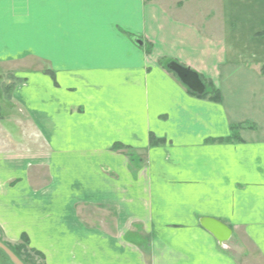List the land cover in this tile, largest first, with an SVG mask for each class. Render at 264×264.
I'll return each instance as SVG.
<instances>
[{
  "label": "crops",
  "instance_id": "obj_1",
  "mask_svg": "<svg viewBox=\"0 0 264 264\" xmlns=\"http://www.w3.org/2000/svg\"><path fill=\"white\" fill-rule=\"evenodd\" d=\"M0 70L42 135L16 153L0 124L9 241L46 264H240L242 238L264 264V0H0ZM120 144L142 154L135 175L104 151Z\"/></svg>",
  "mask_w": 264,
  "mask_h": 264
},
{
  "label": "rangeland",
  "instance_id": "obj_2",
  "mask_svg": "<svg viewBox=\"0 0 264 264\" xmlns=\"http://www.w3.org/2000/svg\"><path fill=\"white\" fill-rule=\"evenodd\" d=\"M14 75L7 73L6 71L0 70V124L6 128L10 134L16 136L15 147L16 153H34L39 152L41 149L40 141L41 134H39L38 128L33 124L29 118L25 117L23 107L18 106L17 101L14 99V90L17 86ZM36 123V122H35ZM4 135H0V143H2ZM151 140H155L153 137ZM13 144V143H11ZM157 143H153L152 146H156ZM120 147V148H119ZM116 148L115 145L105 152H119L128 159V168L131 174H136L139 168L142 167V161L139 159L140 152L135 151L132 148H124L119 146ZM102 152V151H101ZM126 153V155H125ZM97 172L101 175H109V168L105 165H100L96 168ZM133 175V176H134ZM100 213L98 216L101 217ZM97 217V218H99ZM114 223L113 221H111ZM115 224V223H114ZM136 227L133 235H130L129 241H134L136 237ZM242 238L238 239V242H228L227 251L234 254L240 261V264H262L259 262L256 252L249 249L247 244L241 242ZM0 242L6 245L11 250L15 251L21 258V261L25 264H46L45 256L38 250L33 249L26 237H22L20 241L12 243L8 240L7 236L0 228ZM32 248V249H31ZM0 264H12L8 257L0 250Z\"/></svg>",
  "mask_w": 264,
  "mask_h": 264
},
{
  "label": "water",
  "instance_id": "obj_3",
  "mask_svg": "<svg viewBox=\"0 0 264 264\" xmlns=\"http://www.w3.org/2000/svg\"><path fill=\"white\" fill-rule=\"evenodd\" d=\"M142 45L141 42H138ZM167 69L172 71L178 80L189 90L199 95L203 94L204 86L199 80L198 76L189 69H184L177 66L175 63H169ZM200 226L208 231L220 246H223L231 236V230L228 229L221 222L213 219L203 218L199 221ZM0 249L9 258L12 264H23L6 246L0 242Z\"/></svg>",
  "mask_w": 264,
  "mask_h": 264
},
{
  "label": "trees",
  "instance_id": "obj_4",
  "mask_svg": "<svg viewBox=\"0 0 264 264\" xmlns=\"http://www.w3.org/2000/svg\"><path fill=\"white\" fill-rule=\"evenodd\" d=\"M176 64V63H175ZM177 65V64H176ZM178 66V65H177ZM180 67V66H179ZM170 71V70H169ZM172 72V71H170ZM173 73V72H172ZM264 73V70H263ZM174 74V73H173ZM197 94V93H196ZM199 95V94H197ZM201 97H206V96H210L209 99H211L214 102H219L220 98H219V93L214 89V88H209L208 92H205L201 95H199ZM231 139H237V129H233L232 131V138ZM229 139H226L225 141H230ZM153 143H157V145L162 144L161 141L158 140H150V144L152 145ZM6 246V245H5ZM7 247V246H6ZM10 249V248H9ZM11 250V249H10ZM2 251V250H1ZM3 252V251H2ZM11 252L21 261L20 256L13 250H11ZM4 253V252H3ZM23 264H25V262L21 261Z\"/></svg>",
  "mask_w": 264,
  "mask_h": 264
},
{
  "label": "bare ground",
  "instance_id": "obj_5",
  "mask_svg": "<svg viewBox=\"0 0 264 264\" xmlns=\"http://www.w3.org/2000/svg\"><path fill=\"white\" fill-rule=\"evenodd\" d=\"M5 246V245H4ZM8 248V247H7ZM9 249V248H8ZM1 250V249H0ZM10 250V249H9ZM11 251V250H10ZM9 259V258H8Z\"/></svg>",
  "mask_w": 264,
  "mask_h": 264
}]
</instances>
